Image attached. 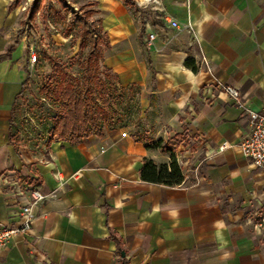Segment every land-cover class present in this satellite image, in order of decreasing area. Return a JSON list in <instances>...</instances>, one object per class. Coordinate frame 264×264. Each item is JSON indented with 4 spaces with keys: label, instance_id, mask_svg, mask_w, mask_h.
Wrapping results in <instances>:
<instances>
[{
    "label": "crops",
    "instance_id": "obj_1",
    "mask_svg": "<svg viewBox=\"0 0 264 264\" xmlns=\"http://www.w3.org/2000/svg\"><path fill=\"white\" fill-rule=\"evenodd\" d=\"M13 1L0 0V222L19 224V183L45 199L29 231L0 248V264H264V174L236 147L247 111L264 110V0H85L107 44L103 66L132 90L136 131L105 128L41 153L8 141L28 73L18 31L29 7ZM135 132L168 143L179 185L139 179L143 159L168 155Z\"/></svg>",
    "mask_w": 264,
    "mask_h": 264
},
{
    "label": "trees",
    "instance_id": "obj_2",
    "mask_svg": "<svg viewBox=\"0 0 264 264\" xmlns=\"http://www.w3.org/2000/svg\"><path fill=\"white\" fill-rule=\"evenodd\" d=\"M20 1L14 0L13 4L17 5ZM121 1L128 3V0ZM41 2L42 0H33L28 8L27 19H31L40 10ZM92 14L91 10L84 12L85 18L79 17L65 31L66 36L72 33L79 36L76 55L84 52L77 57L76 75L67 72L60 62L44 56V59L51 63V71L38 91L51 107L48 124L41 125L40 139L44 140L46 147L53 141L76 145L91 136L101 138L105 128H126L132 114L130 104L132 90L119 92L116 88V77L108 68L101 65L102 50L107 44L100 30L88 21ZM184 64L192 72L196 71L192 60L187 58ZM28 80L29 76L26 73L21 92L13 104L9 123L8 141L15 148L17 133L12 127L14 108ZM132 138L135 142L143 143L145 149H159L168 155V161L162 164H156L148 159L142 160L139 170V179L142 182L165 187H174L182 182L180 167L168 143H163L160 139L152 140L137 132L132 134ZM28 184L35 185L31 181ZM121 264L127 263L121 260Z\"/></svg>",
    "mask_w": 264,
    "mask_h": 264
},
{
    "label": "rangeland",
    "instance_id": "obj_3",
    "mask_svg": "<svg viewBox=\"0 0 264 264\" xmlns=\"http://www.w3.org/2000/svg\"><path fill=\"white\" fill-rule=\"evenodd\" d=\"M33 0H22L21 4L29 7ZM76 3V6L72 5ZM85 0H42L40 10L31 19L25 16L18 35L25 38V43L32 44L36 49V62L30 66L26 60L29 80L22 96L16 101L13 117V131L17 133L16 144L29 152H42L46 148L44 140L40 139L42 124H48L51 118V107L47 100L39 94V89L45 83L46 76L51 71V63L44 59L60 62L71 75L78 71L76 43L79 36L72 33L66 36V28L74 24L79 17L85 18L84 12L89 11ZM28 14V11L27 13ZM96 16L88 19L96 27ZM97 28V27H96ZM103 66V63H101ZM117 84V82H116ZM119 92L125 93L120 87ZM132 98V114L125 130L136 131V105ZM45 136V135H44ZM20 137V138H18Z\"/></svg>",
    "mask_w": 264,
    "mask_h": 264
},
{
    "label": "built area",
    "instance_id": "obj_4",
    "mask_svg": "<svg viewBox=\"0 0 264 264\" xmlns=\"http://www.w3.org/2000/svg\"><path fill=\"white\" fill-rule=\"evenodd\" d=\"M166 23L171 29H177L178 24L170 19H166ZM187 27H189L187 25ZM152 35L147 37V42L151 41ZM27 63L32 66L36 62V49L32 44L27 45L26 50ZM221 89L227 94L235 104L239 105V94L236 90L222 86ZM247 119L249 124V133L238 144L237 149L240 154L246 158L249 164L264 174V110L260 112L247 111ZM125 134H122L124 137ZM225 143L218 147V151L225 149ZM18 195H22L23 200L19 208V224L17 226H7L0 222V248L8 243L12 238L24 235L30 229L34 220L33 208L39 205L45 196L41 194L35 187L28 183L17 185Z\"/></svg>",
    "mask_w": 264,
    "mask_h": 264
}]
</instances>
